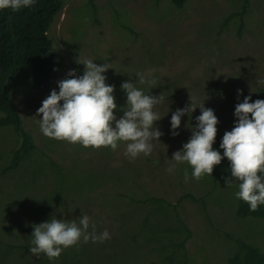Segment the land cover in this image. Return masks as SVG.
Here are the masks:
<instances>
[{
  "label": "rangeland",
  "instance_id": "374dc122",
  "mask_svg": "<svg viewBox=\"0 0 264 264\" xmlns=\"http://www.w3.org/2000/svg\"><path fill=\"white\" fill-rule=\"evenodd\" d=\"M92 5L100 22L92 18ZM47 35L61 61L55 83L46 91L16 88L11 94L37 150L21 162L14 156L22 153L19 136L8 127L0 138V264H228L244 245L264 253V219L236 214L239 189L235 180L231 187L226 185L229 171L219 166L200 180L191 178L193 169L187 163L167 171L174 163L172 154L188 141L190 127L201 114L199 107L191 120L186 114L179 135L171 134V115L190 102V95L214 110L217 133L224 134L237 119L235 105L264 87V0H188L182 8L166 0L157 8L153 0H64ZM77 57L112 67L103 74L106 83L115 85L118 106L127 107L120 87L125 81L164 97L154 109L162 116L156 125L163 135L150 155L130 159L124 155L125 142H118L116 150L93 149L42 133L37 110L53 89L59 91L58 81L67 78L69 70L83 74ZM137 72L158 78L159 85L139 83ZM114 111L123 115L119 108ZM12 157L17 167L6 171ZM58 168L68 186L60 201L54 198L44 212L34 202L57 186ZM121 193L142 203H124L121 208V201L115 200ZM151 197H164L172 205L162 204L150 214L145 200ZM82 214L96 222L98 232L107 229L111 238L81 241L55 260L30 253L33 224L51 217L78 221ZM6 222L15 229L5 231ZM183 222L190 235L184 248L172 251L171 243L186 235ZM135 233L141 234L137 243L131 239L137 238ZM164 238L171 240L163 243ZM29 240L23 254L7 244Z\"/></svg>",
  "mask_w": 264,
  "mask_h": 264
},
{
  "label": "clouds",
  "instance_id": "9594fccd",
  "mask_svg": "<svg viewBox=\"0 0 264 264\" xmlns=\"http://www.w3.org/2000/svg\"><path fill=\"white\" fill-rule=\"evenodd\" d=\"M35 3L36 0H0V10L10 9L15 12L30 9ZM91 11L99 21L93 12L95 5ZM76 63L84 65L83 74L78 76L75 69L69 70L67 78L58 81L59 91L53 89L37 110L42 133L48 138L93 149L110 147L116 150L118 142H125L124 155L130 159L141 154L150 155L154 142L160 141L163 135L156 125L162 116L154 109L162 103L164 97L154 95L155 91L146 94L132 81H125L120 87L126 92L127 107L118 106L114 95L115 85L106 83L107 77L103 74L112 67L106 63L97 64L91 58L77 57ZM151 71L155 72V69ZM136 75L141 84L147 83L152 88L159 85L156 77L148 78L140 72ZM237 93L242 95L243 90L237 89ZM255 97L244 96L243 101L235 105L234 116L237 119L231 124V130L225 131L219 145L223 155L213 148L218 132V117L204 103L197 104L190 95V102L176 109L170 121L171 134L179 135L177 130L181 126V118L187 114L191 120L192 113L197 107L200 108L201 114L195 117L197 123L190 127V138L182 149L172 154L171 160L174 163L167 171L173 172L178 165L187 163L193 169L191 178L200 180L205 175H212L214 167L226 157L230 161L231 171V176L225 178L226 185L231 187L234 180L239 182V190L235 192L238 216L237 204L241 199L249 204L250 211H256L258 206L264 205V99L255 100ZM118 108L123 112L119 117L114 111ZM2 118L3 114L0 113V138L8 128V124L1 125ZM26 158L19 160L24 162ZM13 159L5 167L6 171L17 167ZM184 180H189L187 170L184 172ZM32 227L33 246L29 249L30 253L37 258L43 254L49 260L58 259L65 249L77 246L81 241L102 243L111 238L107 229L98 232L96 222L87 214L80 215L78 221L51 217ZM247 247L249 245L242 246L243 253L237 254H244Z\"/></svg>",
  "mask_w": 264,
  "mask_h": 264
},
{
  "label": "trees",
  "instance_id": "16d2710c",
  "mask_svg": "<svg viewBox=\"0 0 264 264\" xmlns=\"http://www.w3.org/2000/svg\"><path fill=\"white\" fill-rule=\"evenodd\" d=\"M166 1L172 3L176 7L182 8L188 0ZM154 2L155 8H157L161 0H154ZM63 4L64 0H36L35 5L30 9L24 8L15 12L10 9L0 10V113L3 114L1 125L8 124V127L15 131L19 136L18 138L21 140L20 150L22 153H15V158L18 160L25 157L29 159L34 151L37 150V147L33 142L32 135L29 134L30 131L24 129L23 125H21V118L11 100V94L16 88L46 90L51 88L55 83L59 63L61 61L59 60L57 51L53 47L47 32L57 12L63 7ZM243 12L244 10L238 14L239 19L242 18ZM92 18L95 19L94 13L92 14ZM126 29L132 33L130 27H126ZM255 96V100L264 99V87L260 88L255 93ZM223 135L224 134L217 133L213 147L219 150L222 155L223 149H220L219 144L221 143ZM40 151L42 152L41 149ZM219 166L231 173L230 161H228L226 157L222 159L219 165L214 167L213 172H215ZM67 181L62 171L58 168L57 174L54 176V183L57 182V186L51 191L49 195L51 197L46 193L42 201L34 202L35 205L40 206L43 211L45 210L44 212H47L50 205L49 203H51L54 198L60 201L63 197L65 188L68 186L66 184ZM236 182L238 186L239 182ZM118 195L119 196L115 200L121 201L120 205L117 201L114 202H117L121 208H123L125 204H127V206L129 204L131 205L133 202L142 203L134 197L126 198L124 193ZM189 197L193 196L189 195ZM145 202L150 203V208L148 209V213L150 214H153L154 209L162 204L168 207L172 205L168 200L164 199V197L147 198ZM237 212L242 217L252 215L264 219V205L258 206L256 211H250L249 204L242 199L237 204ZM182 225L186 235L183 239L171 243L172 251L174 249L184 248V243L190 235L186 224L183 222ZM3 229L5 231H12L15 227L14 224L6 222ZM134 236L137 238L135 239L131 236V239L134 243H137L141 234L137 236V233H135ZM167 236L172 237L170 234H167ZM152 240L154 239L152 238ZM170 240L171 239L164 238L163 243H167ZM7 244L9 248H16L19 252L22 250L20 254H23V249L25 250L30 247V240L22 241L21 244H14L11 242ZM166 249L167 246L161 249V251H165ZM172 254L171 252L170 255ZM228 264H264V253H261L260 249L256 246H249L246 248L244 254H235L229 258Z\"/></svg>",
  "mask_w": 264,
  "mask_h": 264
}]
</instances>
